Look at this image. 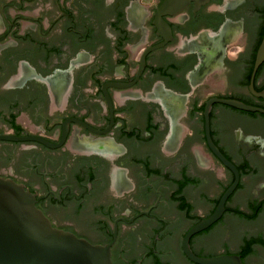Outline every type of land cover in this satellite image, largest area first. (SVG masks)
I'll return each instance as SVG.
<instances>
[{
	"label": "flooded vegetation",
	"instance_id": "flooded-vegetation-1",
	"mask_svg": "<svg viewBox=\"0 0 264 264\" xmlns=\"http://www.w3.org/2000/svg\"><path fill=\"white\" fill-rule=\"evenodd\" d=\"M263 33L264 0H0V136L37 139L0 141V177L33 194L53 227L114 241L112 264H191L181 239L213 205L207 179L189 182L203 173L193 148L217 161L204 107L231 99L264 111V62L251 77ZM208 118L240 180L189 245L238 255L264 233H237V251L195 240L232 237L227 219L242 220L232 211L264 201V113L213 103Z\"/></svg>",
	"mask_w": 264,
	"mask_h": 264
},
{
	"label": "water",
	"instance_id": "water-1",
	"mask_svg": "<svg viewBox=\"0 0 264 264\" xmlns=\"http://www.w3.org/2000/svg\"><path fill=\"white\" fill-rule=\"evenodd\" d=\"M264 62V33L258 46L252 78L261 63ZM250 90L253 92L252 85ZM264 97V92L258 94ZM213 103L225 105L245 112H261L245 105L242 102L231 99H211L204 107V133L205 140L210 153L217 159L214 160L207 153L205 147L198 146L193 148L196 158L203 173L199 177H191L189 182L193 185H203L202 180L207 179L210 185L206 189L213 195L210 202L213 203L211 212L206 218L200 219L191 226L181 239V249L185 258L191 264H243L241 257L235 254H224L213 257H198L190 249V239L206 231L213 224L220 220L225 212V204L233 194L239 184V172L237 168L225 158L211 140L209 133L208 113ZM33 138H12L1 135L0 141H30ZM49 148L53 145L40 141ZM238 167L250 168L246 162L239 160L233 161ZM226 170L231 172L228 173ZM216 183L217 187L212 183ZM237 200V198H236ZM238 201V200H237ZM234 206H236L234 204ZM192 208V207H191ZM201 214L202 212L199 211ZM230 226L234 229L224 238L221 231L215 232L207 241L195 240L196 248L205 247L209 252L222 251V244L228 241L229 249L225 251H237L240 245V238L237 233L243 232L264 233V213L256 221L247 223L238 219H227ZM115 233V229H114ZM116 234L114 235V240ZM93 245L84 239L77 238L75 235L53 227L48 218L36 207L35 196L10 179L0 177V264H112L111 246ZM256 255L251 257L244 264H264V248L255 246ZM230 253V252H229Z\"/></svg>",
	"mask_w": 264,
	"mask_h": 264
},
{
	"label": "trees",
	"instance_id": "trees-1",
	"mask_svg": "<svg viewBox=\"0 0 264 264\" xmlns=\"http://www.w3.org/2000/svg\"><path fill=\"white\" fill-rule=\"evenodd\" d=\"M243 172H244V174H246L248 172V170L245 169V170H243ZM263 206H264V201L259 202L257 204H251L250 214H246V213H244L242 211H238V210H234L232 212L242 220L252 221V220L256 219V217L260 213ZM183 207L184 206H182V208ZM183 209L188 210L189 212L191 211L190 208H183ZM198 221H200V220L197 219L195 223H197ZM202 233L193 237L192 240H194L196 237L202 235ZM255 246H264V240L263 239H256V238L243 240V244H242V246L239 250V254H238L241 257L242 262H244V260L246 258H248L249 256H251L253 254V250H254ZM194 254L198 257H204V256L200 255L199 253H194Z\"/></svg>",
	"mask_w": 264,
	"mask_h": 264
},
{
	"label": "crops",
	"instance_id": "crops-1",
	"mask_svg": "<svg viewBox=\"0 0 264 264\" xmlns=\"http://www.w3.org/2000/svg\"><path fill=\"white\" fill-rule=\"evenodd\" d=\"M166 152H168V151H166Z\"/></svg>",
	"mask_w": 264,
	"mask_h": 264
}]
</instances>
